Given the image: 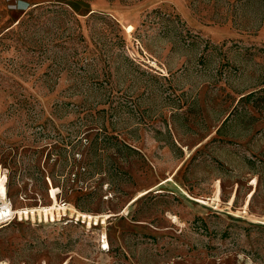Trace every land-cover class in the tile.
Wrapping results in <instances>:
<instances>
[{
	"label": "rangeland",
	"instance_id": "obj_1",
	"mask_svg": "<svg viewBox=\"0 0 264 264\" xmlns=\"http://www.w3.org/2000/svg\"><path fill=\"white\" fill-rule=\"evenodd\" d=\"M0 186V264H264V0H0Z\"/></svg>",
	"mask_w": 264,
	"mask_h": 264
},
{
	"label": "built area",
	"instance_id": "obj_2",
	"mask_svg": "<svg viewBox=\"0 0 264 264\" xmlns=\"http://www.w3.org/2000/svg\"><path fill=\"white\" fill-rule=\"evenodd\" d=\"M28 210H14L12 208L10 200L5 196L0 198V229L7 226L14 220H22L28 219V217H32Z\"/></svg>",
	"mask_w": 264,
	"mask_h": 264
},
{
	"label": "crops",
	"instance_id": "obj_3",
	"mask_svg": "<svg viewBox=\"0 0 264 264\" xmlns=\"http://www.w3.org/2000/svg\"><path fill=\"white\" fill-rule=\"evenodd\" d=\"M261 87V86H260ZM252 92H250V90L248 91L247 89H241V90H233L230 94L233 96V105H232V109L227 113L226 115V119L227 123L230 124V121L234 118H237V114H233V111H237L238 109V103L244 99L247 95L251 94ZM242 113V112H241ZM242 115V114H240ZM220 129V127L216 128V133L218 132V130Z\"/></svg>",
	"mask_w": 264,
	"mask_h": 264
},
{
	"label": "bare ground",
	"instance_id": "obj_4",
	"mask_svg": "<svg viewBox=\"0 0 264 264\" xmlns=\"http://www.w3.org/2000/svg\"><path fill=\"white\" fill-rule=\"evenodd\" d=\"M5 193H6V189L4 186H0V198L5 196ZM45 209V208H44ZM26 210V209H25ZM53 210V209H52ZM50 211V210H49ZM28 213L30 212V214H32V216L34 215V213L36 212L35 210H28L27 211ZM51 212V211H50ZM49 212V213H50ZM38 214L40 212H37ZM43 213H46V211H44ZM52 213V212H51ZM85 216V215H84ZM52 217V216H51ZM83 217V216H82ZM104 249H107L108 248V244L104 242V246H103Z\"/></svg>",
	"mask_w": 264,
	"mask_h": 264
},
{
	"label": "trees",
	"instance_id": "obj_5",
	"mask_svg": "<svg viewBox=\"0 0 264 264\" xmlns=\"http://www.w3.org/2000/svg\"><path fill=\"white\" fill-rule=\"evenodd\" d=\"M249 95H250V94H249ZM247 96H248V95H247ZM247 96H246V97H247ZM226 121H227V120H225L224 123H225ZM220 129H221V128H220ZM220 129L218 130V132L220 131Z\"/></svg>",
	"mask_w": 264,
	"mask_h": 264
}]
</instances>
